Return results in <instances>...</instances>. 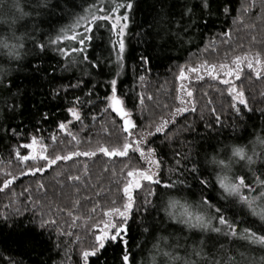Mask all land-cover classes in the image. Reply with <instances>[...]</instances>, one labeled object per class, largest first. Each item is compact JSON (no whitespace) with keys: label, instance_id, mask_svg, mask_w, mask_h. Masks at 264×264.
<instances>
[{"label":"trees","instance_id":"16d2710c","mask_svg":"<svg viewBox=\"0 0 264 264\" xmlns=\"http://www.w3.org/2000/svg\"><path fill=\"white\" fill-rule=\"evenodd\" d=\"M97 2L107 6L116 0H52V4L58 6L47 9L37 6L39 0H29L32 15L21 28L27 36L32 34L35 38L47 42L49 36L55 38L61 28L72 25L78 16L86 13V10ZM198 2L199 0H189L190 4ZM217 3L222 6L220 12L214 14L206 26L201 21L198 29L191 30V43H177L161 55L158 50L148 48L143 36L148 27L145 21H151L159 11V4L157 0H134L132 21L126 36V67L119 69V88L121 93L129 98L128 107L133 111L135 122L138 124L136 131H147L151 127L154 133L149 137L152 143L148 146L156 148V159L161 163L163 182L186 180L192 186L190 190H173L170 193L179 201L176 208L170 209L177 217L184 211L180 205L188 207L189 211H198L196 202L199 199L200 185L193 178L194 174L185 170L191 167L186 157L198 161L201 170L208 172L210 169H216L217 172L220 170L214 159L227 163L231 158L235 170L240 168L243 162L232 156L233 145L243 148L248 155L264 147L254 139L257 135L264 139V116L261 115L264 111V73L257 77L246 65L241 80L236 81L233 78L236 86L245 92V99L252 109L248 111L240 105L243 118L236 116L232 110L233 101L226 87L221 85L219 80L212 81L206 74L203 81L196 78L186 80L193 92L190 100L192 105L188 111L172 115L181 105L177 97L183 93L177 92L180 83L176 79L181 66L192 67L204 62L218 66L220 63L231 64L236 55L264 54V7H261V0H214V7ZM168 4L174 5L171 7V19L174 21L173 28H176L179 25L175 21L179 20L184 0H168ZM223 7H229L231 13L225 15ZM245 8L247 11H244ZM95 35L96 47L91 51V56L95 57L100 53L107 56L105 48L111 34L106 28H102ZM60 45L65 47L67 55H61L55 50L56 46H51L40 57L35 54L26 55L13 75L0 78L4 81V85L0 86V108L5 101L11 104L12 94L16 93L17 89L21 93L17 103H22V107L15 112H9L7 109L0 112V162H8L10 149L17 143L25 142L11 135V127L16 126H19L21 131L26 130L28 136L34 133L36 137H44L45 140L53 133L57 139L48 146L53 155L67 154L70 151H92L96 150L98 145L111 147L122 144L123 134L120 128L111 123V116L100 111L102 105L91 108L87 103L84 104L83 122L75 121L70 127L77 140H72L71 136L59 130L58 123L66 122L70 118L65 111L66 106L76 96L83 99L87 89L83 87V83L81 89L69 87L67 92L61 89L55 99L52 98V89L60 88L61 85L70 86L77 81L87 82L91 86L97 80L116 78L115 73L118 71L114 63H111L104 67L103 75L96 76L98 69L89 68L83 61L75 65L70 62L74 55L71 43L65 44L61 40ZM32 48V42L28 40L26 52ZM146 51L154 58L151 64L142 65L140 56ZM112 56L114 61L115 53ZM6 63L0 61V64ZM36 63L42 64L39 73L34 69ZM65 67L67 71L63 70ZM52 68H55V76H45L44 73L51 72ZM140 76L145 79L141 81ZM9 79L13 81L11 90L7 88ZM99 91L102 93L105 89L100 86ZM137 98L143 99L142 106ZM133 104L136 105L135 108ZM45 112L50 114L47 121L41 120V115ZM93 115L97 117L96 120L91 119ZM66 116L67 119H64ZM217 117L224 127L218 123ZM162 120L169 121L167 127L162 132L155 133V126ZM5 128H8L7 135ZM125 165L130 167L125 168ZM140 167L146 169L148 164L139 158V154L129 160L126 157H106L97 151L93 157L79 156L70 161L58 162V166L37 173L35 177H21L14 186L0 191V217L8 216V224L0 225V247L6 250V256L22 259L24 264H83L81 251L88 249L93 243L92 233L103 212L113 206V201H116V206H122V189L129 179L127 172ZM259 175V172L255 175L249 173L252 185H255ZM214 178L213 175V180ZM160 188L162 189V185ZM180 188L183 189V185H180ZM150 190L156 192L157 186L153 185L151 189L142 186L132 192L134 206L129 219L128 246L136 253L137 264H147L145 253L157 233L174 236L172 242L184 244L185 252L188 251L187 245L193 244L195 239L193 237L186 243L185 237L191 235L186 234L176 223L165 219L161 207L169 195L152 196L149 195ZM146 200L151 203L146 204ZM33 211L38 216L43 215L45 219L57 220L58 230L52 229L50 234L49 231H44L43 236L35 238L34 250L25 253L20 248V241L26 235V226L31 227L29 221L33 217ZM244 211L248 210L245 208ZM240 218L237 217L238 220ZM246 219H255L259 223V218L250 214ZM12 224H15V228L10 231L8 225ZM144 227L151 228L154 239L148 238V250L141 253L137 246L145 239ZM240 227L243 230L245 225ZM57 242L59 247H56ZM223 245V249L220 243L214 247L211 244L207 246L206 255L210 262L253 264L255 261L259 264L264 260V251L259 245L249 246L245 241L233 244L230 240L223 241ZM119 254L120 249L115 244L111 245L105 255L108 264H118Z\"/></svg>","mask_w":264,"mask_h":264},{"label":"snow or ice","instance_id":"6c2138e0","mask_svg":"<svg viewBox=\"0 0 264 264\" xmlns=\"http://www.w3.org/2000/svg\"><path fill=\"white\" fill-rule=\"evenodd\" d=\"M159 4V11L152 17L151 21H145L148 27L144 30L143 36L145 37V43L151 50H158L161 55L166 53L170 47H175L177 43L183 45L184 43H191L193 28H199L201 21L206 26L212 19L214 14H218L221 10L220 4H215L214 0H199L198 4H190L189 0H184V5L179 13V20L175 21L177 25L173 28L174 21L171 19V7L168 0H157ZM40 8H55L58 6L52 4V0H39L37 5ZM261 7H264V0H261ZM134 9V0H116L115 3H110L107 6H100L93 4L92 8L87 10V14L78 16L72 25L63 27L56 33L55 38L49 36L47 42L42 39L35 38L32 34H29L28 40H31L33 48L27 49L26 55L35 54L37 57L42 56L51 46H56L55 50L61 55H67L65 47L60 45L61 40L67 43H71L73 57L71 59L72 64H79L81 61L85 62L89 68L98 69L96 76L103 75V69L105 66L114 63L118 71L115 73L116 78L110 80H97L95 84L89 86L87 82L77 81L76 84L70 86L61 85L60 88L52 89V98L55 99L59 95L61 89L67 92L69 87L72 89H81L83 87L87 89L84 92V98L80 96L74 97L73 101L66 106L65 111L72 121H82V110L85 103L91 108H97L99 105L103 107L101 112L112 117L111 123L120 128L123 134V142L117 146L106 147L98 145L96 150L92 151H70L67 154L58 153L53 155L49 152L48 147L43 138L37 139L33 133L28 136L26 130L21 131L19 126L11 127V135L16 137L17 140H24V143H17L14 148L9 151V156H14L18 164H22L23 167L17 170H12L11 164H5L3 169L0 170V191L9 189L14 186L15 182L24 176L35 177L37 173L45 172L46 169L58 166V162L70 161L73 157L96 156L97 151L103 153L106 157H126L132 160L136 154H139V158L144 160L149 167L148 168H135L127 172L129 178L123 186L124 203L122 206H116V201H113V206L109 210L103 212L102 218L96 224V227L92 233L94 240L93 243L86 250L81 251V260L83 264H108L105 258L108 248L115 244L120 249L118 257V264H137L136 253L132 251L128 246V232L130 230L129 219L131 210L134 206V199L132 192L134 189H140L143 187L157 186V191H149V195L163 196L169 195L173 190L182 191L184 189H191V185L184 181H169L163 182L161 163L156 159V148L149 147L152 141L149 137L154 133L151 127L147 131L140 130L137 132L138 124L135 122L133 111L128 107V97L121 93L119 88V69L126 67V36L129 30V24L132 21V11ZM247 11V8L244 9ZM223 13L228 15L231 13L229 7H223ZM185 17L187 21H185ZM238 19V17L236 18ZM236 20H234V23ZM102 28H106L111 34L108 39V46L105 51L108 52L107 56L103 53L98 54L95 57L91 56V51L95 49L96 45L94 40L96 39V33L101 31ZM35 32V27L33 28ZM115 37L114 39L112 37ZM187 38V39H186ZM115 53V60L113 61L112 54ZM154 57L147 51L140 56V62L142 65L151 64ZM246 65L257 77H260L262 71H264V54H244L236 55L231 64L220 63L209 64L207 62L201 63L196 67L182 66L179 68V75L176 77L178 81L188 80V73H195L198 81H203L205 74L212 80H219V83L226 87L228 95L231 97L233 103L231 105L232 110L236 116L243 118V109L239 107L243 106L244 109L252 111L249 107L246 99L245 92L236 86L233 82V78L236 81L241 80L243 74V68ZM34 69L39 73L42 69L41 63H36ZM67 71V67L63 69ZM45 76H55V68H52L51 72L44 73ZM91 75V73H89ZM109 75H111V68L109 67ZM139 79L143 81L144 76H140ZM4 85V81L0 80V86ZM102 86L105 91L100 92L99 87ZM13 87V81L9 79L7 88L11 90ZM191 87V86H189ZM177 92H183L187 97H192L193 92L186 88L183 83L177 88ZM13 99L11 104L7 101L4 102L0 112L7 109L9 112H15L18 108L22 107V103H17V98L21 96L20 90L17 89L16 93L12 94ZM140 100L141 106L143 105V99ZM177 99L181 105H185L187 101L181 99L179 96ZM136 105L133 104V108ZM188 111L187 107H177L172 113L173 116ZM264 116V111L261 112ZM50 118V114L45 112L41 115V120L47 121ZM67 119V116L64 118ZM92 120H96L97 117L93 115ZM218 123L221 127H224L220 118L217 117ZM168 120H162L155 126V133L162 132L168 125ZM58 128L61 132H67L71 136L72 140H77V137L68 131V124L61 121L58 123ZM235 130V125H233ZM39 131V129H36ZM83 131V128L81 129ZM8 134V128H5V135ZM50 139L55 142L56 136L51 135ZM40 144L39 151H35V146ZM256 143L264 145V139L260 135L256 137ZM207 154H205L206 158ZM232 156L242 161L243 164L240 168L232 167V160L229 158L226 163L224 160H215L220 169L217 172L216 169H210L208 171H202L200 163L198 161H192L190 157H186L191 163L190 168L185 170L189 174H194L193 178L198 181L200 185L199 199L196 202L197 212L188 210V207L180 205L184 208V211L179 217L170 209H174L179 205V201L169 198L167 202L166 211L170 219H179L181 222L187 224L190 228L199 229V232H192L191 236L185 237V241L189 239L193 240L195 247L193 248L192 255L195 260V264H217L216 261H209L206 255L207 246L211 244L213 247L217 244H221L223 249V241L230 240L231 243L236 244L238 241H245L249 246L259 245L261 250L264 251V147H261L259 151H253L252 155H248L243 148L234 147L232 149ZM32 162H36L34 165ZM130 165H125V168ZM247 169V171H244ZM259 172V178L256 180L255 185H252L249 181V173L255 175ZM214 175V180H213ZM69 179H78V177H69ZM143 182H147L143 184ZM162 185V189L160 186ZM183 185V189L180 188ZM259 201V203H258ZM146 204H150V201H145ZM248 211L245 212L244 209ZM259 209V211L257 210ZM147 211V208L145 209ZM259 218V223L255 219L249 221L246 219L247 215ZM241 217L239 220L237 217ZM187 217V219H184ZM8 224V216L4 215L0 217V225ZM31 227L26 226V235L20 241V248L25 253L34 250L35 238L43 236L44 231L52 229L58 230V221L55 219H45L43 215H37L33 211V217L29 221ZM102 225V226H101ZM241 225H245L241 230ZM9 230L15 228V224L8 225ZM39 229L40 231H36ZM182 231V229H181ZM143 233L145 239L137 247L142 253L146 248L148 238L154 236L150 227H144ZM59 234V232H58ZM57 242L56 247H59ZM5 249L0 247V264H24L22 259H15L11 256L5 255ZM103 258V259H102ZM80 264V262H77ZM219 264H223L220 261ZM253 264L257 262L253 261ZM259 264H264V260Z\"/></svg>","mask_w":264,"mask_h":264},{"label":"clouds","instance_id":"9594fccd","mask_svg":"<svg viewBox=\"0 0 264 264\" xmlns=\"http://www.w3.org/2000/svg\"><path fill=\"white\" fill-rule=\"evenodd\" d=\"M31 15L29 0H0V61L7 62L0 64V78L13 75L18 65L26 58L28 36L21 26ZM6 68L9 70H5ZM234 147L236 146L233 145ZM169 198L174 199L172 196L166 197L161 207L165 219L179 225L188 235H191L193 231H199L190 228L179 219L169 218L166 211ZM174 239L175 237L169 234L157 233L149 250L145 253L147 264H195L192 255L195 245L188 244V251L185 252V245L173 243Z\"/></svg>","mask_w":264,"mask_h":264},{"label":"rangeland","instance_id":"374dc122","mask_svg":"<svg viewBox=\"0 0 264 264\" xmlns=\"http://www.w3.org/2000/svg\"><path fill=\"white\" fill-rule=\"evenodd\" d=\"M97 5H100V6H103L100 2H97L96 3ZM92 8V7H91ZM90 9V8H89ZM88 10V9H87ZM87 10H86V13H84L83 15H85V14H87ZM183 66H187V67H191V66H189V65H183ZM196 66H198L197 64L196 65H194V66H192V67H196ZM182 67V66H181ZM263 73H264V71H262ZM186 75L187 76H189V78H196V74L195 73H188V72H186ZM233 82H234V79H233ZM179 83L181 84V83H183L184 84V86L186 87V88H189V90L191 91V87H189L190 85H189V83L187 84V81L186 80H184V81H179ZM181 93H183V92H181ZM180 98L181 99H184L185 101H187V103L185 104V105H180L179 107H187L188 109H189V107H191V105H192V103H191V97L189 98V97H187L186 96V94L185 93H183L181 96H180ZM180 102V101H179ZM72 120V118H71V116H70V118L68 119V121H66L65 123L66 124H68V131H70L72 134H73V132L71 131V129H70V127H71V123H68L69 121H71ZM75 121H72V123H74ZM66 134H67V132H65ZM51 135H53V133H51ZM68 135V134H67ZM41 138H43L44 139V141H45V143H46V145H47V147L49 146V145H51L52 144V140L50 139H48V140H45V138L44 137H37V139L39 140V139H41ZM72 139V138H71ZM24 143V142H23ZM36 149H37V151H39V149H40V147H41V145L38 143L36 146ZM8 163H10L11 164V167L12 168H14V169H16L17 170V168L19 169V168H22L23 167V165L22 164H18L17 162H16V160H15V158H14V156H11V157H9V159H8V162L7 161H4V163L3 162H0V170H2L3 169V167H4V165L5 164H8ZM33 163V165L36 163V162H32ZM148 167H149V165H148ZM195 212H197V211H195ZM194 212V213H195Z\"/></svg>","mask_w":264,"mask_h":264},{"label":"flooded vegetation","instance_id":"af4514ba","mask_svg":"<svg viewBox=\"0 0 264 264\" xmlns=\"http://www.w3.org/2000/svg\"><path fill=\"white\" fill-rule=\"evenodd\" d=\"M35 151H37L36 147H35Z\"/></svg>","mask_w":264,"mask_h":264}]
</instances>
